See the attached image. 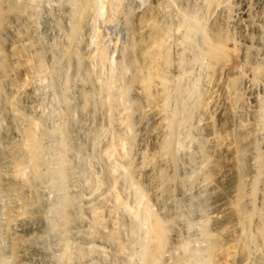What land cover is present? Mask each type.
I'll return each instance as SVG.
<instances>
[{
    "label": "bare ground",
    "instance_id": "obj_1",
    "mask_svg": "<svg viewBox=\"0 0 264 264\" xmlns=\"http://www.w3.org/2000/svg\"><path fill=\"white\" fill-rule=\"evenodd\" d=\"M51 1L53 2L50 3L48 0H0V121H4L6 123L5 132H4L5 147L3 149H0V169H2L3 171L2 172L3 174H0V178L4 179L3 182H0V197L2 196L7 201L6 204H4L2 211L0 209V211L2 212L0 213L1 214L0 216V264H93L94 258H90L91 256L86 257L89 255V252H88V255L86 253V256H85L84 254L80 252V248H82L83 246H87L89 244H94L95 242L100 243V241L97 238H91L89 236L90 228H89V220L87 219L92 218V217L94 218L99 212L98 209L99 208L101 209L102 206H100L101 205L100 204L98 205L100 206L98 208V206L96 207L95 205L94 206L91 205L95 198L92 199L90 197L92 194L90 195L91 191L90 192L88 191V187H87L88 183L86 184V186L85 184H83L84 176L81 177L79 172L76 171V169L69 162L70 158L68 159V156H69L68 151L73 147L71 146L72 137L70 138V131H71V120L70 119L71 117H73L74 119V116H76L75 112H78V111L93 112L95 113L96 118L106 116V115H103V112H102L103 110L101 111L100 109H97V106L100 104L99 106L101 108L103 105V104L101 105V101L103 100L105 101L104 102L105 104L106 103L108 104L109 98H106L107 96L106 95L105 99L101 97L102 100L101 98L99 100L100 94L98 95V97H97V94L99 90L101 89L104 90V88L105 89L109 88L110 80L107 81L106 80L107 78L103 80L102 78L104 77L102 78L99 77L101 75L99 74V76L97 77H91V76L85 77L86 78L85 79L86 82L84 81L85 84H80L78 82H75V80H77L75 78L77 77L80 71H83V68H84L83 66L86 67V65L82 66L81 56L79 57V52H80V49L84 50L89 45L88 39L92 32V28L87 20V18L89 17L88 12L91 9V7H94L97 4L100 5L107 1L108 3L110 2V4H106L108 5L106 8L109 9V5H111V1L110 0H51ZM178 1H179V4L183 6L185 5L186 7L190 2H193V0H178ZM178 1H176V3ZM217 1L218 0H199V4L197 2V4L199 5L198 8H201L204 11V13H206L208 9L209 10L212 9L211 8L212 6H214L215 4L218 5L219 2ZM250 1L249 0H235L232 6L233 9L231 7H228L229 9L231 8L230 12L228 13L229 15L226 18L224 17L225 19L219 18L220 20H216V21L211 20L212 21L211 24L206 23L208 24V27L206 26L207 28H204L203 26H199V27L194 26V25L189 26L184 21L183 22L177 21L173 23L170 22V19L166 18L165 15L166 14L177 15L179 12V10L177 12L174 11L173 9L174 7H172L174 3L172 4L171 1H170L171 3L170 5V3L167 2L166 0H153L154 5L150 7L151 12L147 11V13L149 12L151 16L150 17L148 16L149 17L148 19L144 18L145 20L141 19L142 17L141 18L139 17L138 15L139 12H133L134 9L136 8L132 9V12L135 14L136 19L141 21V23L140 22L137 23L138 26H140L141 24V26L144 27V33L142 32L143 37L139 40L137 46L140 49V51L143 49L147 51V54L149 56L148 61L149 60L151 61L152 68L155 70V72L157 71L159 66H161L162 64H166L168 63L169 60H171L169 59V52L167 50V47H168L166 45L167 41H169L171 37L173 38V35L175 34L176 36L173 38L172 40L173 42L171 43L175 44L177 49L180 50L179 48L180 45H182L183 42L189 40V37L191 36V33H192L191 31L193 29L192 27H195V29L199 30L200 33H202L203 43L200 49V55L202 57V62H204L205 60L204 67H206L207 73H208V74L206 73L208 77V81H206V83L209 84L208 86L210 88L207 89L206 92L208 93V95L205 94V97L210 96L212 92H215V91H217V94H218V91H220V93L226 95L225 97H228L227 96L228 94L231 95V93H235L234 91L235 87L233 86V84H235V81L237 79L239 80V78L241 79L244 78V82L242 81L243 84L241 88L243 89L242 92L246 95V102L243 101L241 104L244 106H247L248 109H246V111L248 110V112H247L245 119H243V121H239L241 122L240 130L238 132L235 131L236 133L229 132V131H232L231 126H233L232 116L229 115V113L227 114L221 111L220 108L216 107L217 105L214 103L216 106L214 107V109L212 108L211 110H213L212 113L218 117L217 121L214 122L215 120L212 119L213 117L209 115L205 118L206 120L203 123L204 124V134L203 135L205 139L209 142L208 149L206 148L207 149L206 151L205 150L197 151L193 159L187 162L186 165L184 166L182 165L179 168L183 170V169L188 168V166L199 164V166L203 167L202 165H205V163L209 164V169L206 171H203L202 175H200L202 176L201 181L203 180V184L201 185V182H200V185L204 189L207 188L209 191V194H211L210 196H212L213 198L211 210L209 211V213H210V216L213 218L212 222H213L214 230L217 232L219 231L218 233L220 232L224 233L228 231L227 229H229L228 228L229 224L233 220H236L238 217L245 216L248 213L249 214L256 213L257 210L252 205L251 198L248 197V194L249 192L255 190L256 180H258V177L261 176L264 172V159H263L261 152L259 151L260 149H258L256 146L257 140L259 141L261 138L262 140H264V104L260 102V90L258 91L256 89V86L258 84L260 85V77H261L263 81V92H264V6L261 7V3L258 0H256L253 3H251ZM99 5H98V8L100 6L105 7L104 6L105 4L100 5V6ZM114 5L112 3L111 10L112 8L115 7ZM216 6H214L215 9H212V11L216 10V8L218 7ZM100 8L99 10L104 9V8L103 9H100ZM93 10L95 12V7ZM199 10L200 9H198V11ZM112 11H109V12L113 13ZM185 11L184 13L187 12ZM198 11L197 13L196 11L194 13L199 14ZM128 13L131 14V12H128ZM194 13L192 14L194 15ZM213 13H209V15ZM241 13L246 14V16L236 17L237 14L240 15ZM158 14H164V18H161L158 20L157 19ZM190 14L191 12L188 14V16ZM202 14L203 12L200 15ZM106 15H104V17ZM193 15L189 16L191 20H193L192 19ZM200 15L198 16L200 17ZM205 15L208 17L207 14ZM213 15H210V16H213ZM204 16L203 18H206V16L205 17ZM195 17L196 15H194V18ZM212 18L214 19V17ZM106 19L108 20L107 16H106ZM182 19H184V17ZM209 19H208V22H209ZM107 20H104V21L106 22ZM109 20L111 21L112 19H109ZM201 22H200V25H201ZM181 27H182V30H181ZM141 29L143 30V28ZM95 31L98 32L96 29ZM81 35L85 36V40L83 39L84 37L82 36L83 37L82 39L84 40L82 42H80ZM95 36L99 37L100 39V36L97 33ZM96 37L94 39H96ZM93 38L91 39V41L94 40ZM92 47L94 48V46ZM99 47L98 48L96 47L97 48L96 55L98 57L99 63L102 64L105 61V55H104L105 53L103 52L105 47L103 48H99ZM94 52L92 51L90 53L91 56ZM180 52H182V50H180ZM171 54L172 53H170V55ZM185 54L187 56V53ZM175 56L176 55H174V57ZM109 59L111 60V58H107L108 61L106 62H110ZM92 60L93 58L91 59V62ZM111 64H112V61L110 65ZM91 65L89 66L93 67ZM93 65H97V64H93ZM98 69L99 70L101 69L100 73H102L101 71L105 72V70H102V68L100 67ZM103 69L105 68L103 67ZM248 71H249V74L247 75ZM111 72L112 74L111 73L110 74L113 75L114 72L113 71ZM260 74L262 75L260 76ZM153 75H156V73ZM145 76L147 77V75ZM205 77L204 79L203 78L202 79L205 80ZM157 79L159 81L160 78H157ZM70 81H73L74 83H71ZM69 82L71 83V86H70L71 92H68ZM161 82L163 83V81ZM164 86H167V85H164ZM195 89H198L197 86ZM148 90H147V93H148ZM181 90L183 91V89ZM103 92L105 93V91ZM193 93H196V92H193ZM196 94L198 95V93ZM118 96L119 95H117V98ZM71 98L74 100L75 103L72 104L71 101H69V100H72ZM230 98L231 97H229V99ZM205 100H208V99H205ZM231 102L234 103L233 100H231ZM205 103H203V105H205ZM58 104L59 106H61V111L58 112L59 115L56 111L58 108L57 107ZM234 105L236 104L234 103ZM242 105L240 107L241 109L244 108L242 107ZM104 107L106 106L104 105ZM104 107L102 108L104 109ZM192 108H194L193 105H192ZM239 111H236V112L241 114V112L245 110L242 109L241 112ZM86 115H82V116L85 117ZM204 115L206 116L207 114L205 113ZM55 116L56 117L59 116L58 117L59 119H56V120H59V123L53 126L51 125V122ZM84 117H81V118H84ZM94 118L91 119L92 122H94L93 121ZM103 119L105 120V118ZM180 120L182 122V119ZM73 121L76 122V120H73ZM88 124H91V123H88ZM98 127L96 123V126L94 127L92 134L90 133L91 136L89 137L86 136L84 139L92 142L95 139L96 135L99 134V133L97 134ZM176 127H177V122L175 120H172L169 123V136L168 138L166 136L167 139L165 138V142L163 143V150H164L163 152L167 155L169 162L171 161L173 165L176 162L175 156H174V147H173L174 145L173 138L176 133ZM179 127H178V130H179ZM222 133L223 134L226 133L224 134L225 136L227 135L226 137L223 136V138L226 139L225 141H221L219 139L221 136L218 138V136ZM84 134L85 133H83V136ZM90 134H87V135H90ZM55 135L57 137H56V140L55 139L54 140L57 142L56 143L57 146L55 149H51L50 147H48V144H49L48 142L50 139L53 140L52 138H54ZM263 142L264 141H262V145L264 144ZM93 143L95 142L93 141ZM51 144L49 145L53 146V144L52 145ZM83 144L84 143H82V145ZM108 145L103 146L104 148L107 147L105 151L106 154L110 153L113 149L112 146H108ZM121 145H122V142H121ZM160 145L162 147V144ZM176 145L178 146L180 144L175 143V146ZM75 146L76 145H74V147ZM85 147L86 146H84V148ZM199 148L201 149V147ZM90 151H91V148H90ZM74 152H77V151H74ZM99 153L101 154V150ZM208 156L213 157V160L211 162H209ZM71 157H73V155ZM109 159L112 160V158H109ZM109 159H106V160L108 161ZM78 160L80 159L78 158ZM81 161L83 162V160ZM109 162L110 161H108V165H109ZM182 162H184L183 158H182ZM182 162L181 164H183ZM87 163H90V162H87ZM87 163L84 162L85 165ZM112 163L110 162L111 166H112ZM154 165L155 164H153V166ZM96 167H97V164H96ZM113 168H114V165L112 166V169ZM151 168H154V167H151ZM91 171L92 170H90V172ZM116 171L114 170V172ZM157 172H158L157 177H156L157 179L154 177L155 181L151 179L152 172H149V171L146 172V178L150 181V185H151L150 188H155L159 191L158 196H155V195L154 196L156 197L155 199L156 205L158 204L162 208V207L169 205L170 203L169 201L171 197H170V194L168 191L169 188L167 187V185H166L167 189H165V187L161 188L164 181L167 179L166 177L167 174H165L164 171H162L161 169H158ZM174 172L175 171H173V173ZM76 173H78L77 177H76ZM84 173H81V174H84ZM116 173L115 175H117ZM103 174H104V171H103ZM245 174L249 175V179H252L251 186L249 187L250 190L249 189L246 190L245 189L246 187L244 188V185L242 184L241 179ZM107 175L109 174L107 173ZM124 175H126V177H129V175H127L126 173ZM107 177L105 178L102 177V178L106 181L107 179L109 180V177H112V176L109 175ZM74 178L76 182L80 181L81 183V187H79L78 190L73 188L75 185L70 182V181L73 182ZM127 179L129 180V178ZM112 180L110 179L108 182L106 181L107 182L106 188L103 191L100 189L102 191L101 193L97 190L99 194L96 196L97 197L96 199H98V197L101 199L103 194L104 193L106 194V191H109L113 188L114 183ZM128 182H130V180ZM128 182L126 183L128 184ZM198 183H196V185H198ZM69 184L71 185V189L73 191L72 194L68 192ZM133 188H131V191L133 190ZM141 191L138 192V195L139 197L143 198ZM245 191H247L246 194H245ZM95 192H96V189H95ZM184 192L186 193V191ZM184 196L186 195H183V197ZM202 199L203 198H201V200ZM186 201L188 200L186 199ZM263 201H264V198H262V195H261L259 203L262 205L264 204ZM148 203H150V201H148ZM148 203H146L144 207H143V204H141L142 205L141 211L143 210V217H141V220L144 221L146 226L142 225L143 227H145V230L142 229L143 227L141 226L142 227L141 229L145 231L144 232L145 237L143 239V235H142V238H140L143 240L142 246H140L141 248L138 249V250L141 249V256L139 255L140 253L139 254L137 253V254L140 257H142L141 261H143L144 264H155L157 261L163 260L166 256V253L171 250L168 244L170 242H168V237H167V233H168L167 222L169 220L158 217L153 212L151 205H150L151 203L150 204ZM138 204H140V202ZM189 206L191 207V205ZM140 207L138 206L134 210V211L138 210L137 214L140 213L139 212ZM204 207H207V206H204ZM82 208L84 212V215L82 214L83 217L81 216ZM161 208L160 210L162 211ZM162 212H164V210ZM169 212H172V211H169ZM128 214H131V213H128ZM134 214H136V212ZM134 214L132 213L133 215L132 217L136 216ZM191 215L193 214L191 213ZM142 218H144V220ZM171 219L176 222L180 220L175 217ZM196 219H197V216H196ZM187 222L188 221L186 220V223ZM241 224L244 225V223H241ZM233 227H234V224H233ZM256 227L257 226H255V228ZM258 228H260L259 234L262 235L264 233V226H260ZM137 230L139 231V227L137 228ZM255 231H258V230H255ZM139 232H142V231H139ZM214 233L215 232H213V234ZM104 237H107V236H103V238ZM262 239L263 238H261L260 241ZM104 241H106V239ZM219 242H222V240ZM104 243L108 244V242H104ZM250 243L251 242H249V244ZM112 244H113V241H112ZM217 244L218 243L215 242L213 244L208 245L205 249H203L204 250L203 253L196 255L194 258H191V260L187 258L182 259L183 261L181 262V264H203L204 261H207L208 259L210 260L211 257L214 255V253H217L216 251L219 250L218 249L219 247ZM222 244L224 246V243ZM111 246H108V247H111ZM224 248H226V246H224ZM241 249H243V247H241ZM220 250H224V249H222L220 246ZM100 251H102V249H100ZM181 251H185V250H181ZM195 251L196 250H194V252ZM86 252H87V249H86ZM103 252H104V249L102 253H99V254L104 255ZM220 254L222 255V253ZM138 255H136V258L137 257L139 258ZM242 255H245V254L242 253ZM213 258H216V257L214 256ZM104 262L106 263V261ZM249 262H252V261L250 260ZM242 263L244 262H240V264ZM140 264H142V262ZM261 264H262V261H261Z\"/></svg>",
    "mask_w": 264,
    "mask_h": 264
},
{
    "label": "rangeland",
    "instance_id": "obj_2",
    "mask_svg": "<svg viewBox=\"0 0 264 264\" xmlns=\"http://www.w3.org/2000/svg\"><path fill=\"white\" fill-rule=\"evenodd\" d=\"M48 1L50 3L53 2L51 0H48ZM110 1H111V5H109L110 10L108 8H106L108 6L106 4H110V2L108 3V1H107L105 3L100 4V5L105 4L104 5L105 7H102L99 4H97L96 6H94L95 12L93 10L94 7H91V9L88 12L89 17L88 16L87 17L89 19L87 18V20H88V22L92 28V32H91L90 37L88 39L89 45L84 50L80 49V52H79V57L81 56L82 66L86 65V67L83 66L84 67L83 71H80L79 74L77 75V77L75 78V79H77V80H75V82H78L80 84H85V82H86L85 77H89V76L97 77V76H99V74L102 75V76L100 75L99 77H101V78L104 77V78H102L103 80L105 78H107L106 79L107 81L110 80L109 81L110 82L109 88L108 89L104 88V90L101 89L102 91L99 90V92L97 94V97L100 94L99 100L101 97H103V99H105L106 95H107L106 98H109L108 104L107 103L105 104L104 100L101 101V105L103 104L102 107H104V105L107 107V108L104 107L105 110L102 107L100 108V106H99L100 104L97 106V109H100L101 111L103 110L102 111L103 115H106V116L96 118V115L93 112H89V111L88 112H86V111L80 112V111H78V112H75V115L77 117L72 115V116H74V119H73V117H71V119H70L71 120L70 138L72 137L71 138V140H72L71 146H73L71 149H73V150L70 149L71 152H70V150L68 151V155H69L68 159L70 158L69 162L76 169V171L79 172L81 177L84 176L83 177L84 178L83 184H85V186H86V184L88 183L87 184L88 191L89 192L91 191L90 195L92 194L90 197L92 199L95 198L91 205L92 206L95 205L97 207L98 205L101 204L100 205V206H102L101 209H103V210H101L99 208L100 206H98V208H99L98 214L94 218L92 217V218L87 219V220H89V228H90L89 229V236L91 238H97L100 241V243L95 242L94 244H89L87 246H83L82 247L83 249L80 248V252L82 254H84L85 256H86V253L88 255V252H89V255L86 257L91 256L90 258H94L93 264H98V263L99 264H101V263L102 264H108V263L109 264H140L141 262H142V264H144L143 261H141L142 257H140L141 256V249L138 250L139 248H141L140 246H142V243H143L142 242L143 240L140 238H142V235H143V239L145 237L144 236L145 227H143L142 225L146 226L144 221L141 220V217H143V210L141 211V208H142L141 204H143V207H144V205L146 203H148V201H150L151 204L150 203H148V204L151 205L153 212L158 217L169 220L167 222L168 233H169V234L167 233V237H168V242L171 243V244L168 243L171 250L166 253L167 257L165 256V258L163 260H159L155 264H176V263L181 264V262L183 261L182 259L187 258V259L191 260V258H194L196 255L203 253L204 252L203 249H205L208 245L213 244L215 242L218 243L217 245L219 247L218 248L219 250L216 251L217 253H214V255L211 257L210 260L208 259L209 261L208 260L204 261L203 264L204 263L205 264H207V263L208 264H236V263L240 264V262H244L242 264H249V263L250 264H257V262H258V264H261V261H262V264H264V233L262 235L259 234L260 228H258L260 226H264L263 225L264 224L263 223L264 222V204L261 205L259 203L260 196L262 195V198H264V172L261 176L258 177V180H256L255 190L249 192V194H248V197L251 198L252 205L257 210L256 213L255 214H253V213L249 214L248 213L245 216L238 217L236 220H233L229 224V227H228L229 229H227L228 231H226L228 233H226V232L218 233L219 231L217 232L214 230V226H213V222H212L213 218L210 216V213H209V211L211 210L213 198H212V196H210L211 194H209L208 189L207 188L204 189L201 186L203 184V180L201 181L202 176H200V175H202L203 171H206L209 169V164L205 163V165H202L203 167L199 166V164H198V165H193L195 168L193 166H188V168H190V169H188V168L183 169V170L179 169L182 165L183 166L186 165L187 162H189L191 159H193L194 155L197 151H202V150L206 151L208 149L209 142L205 139V137L203 135L204 134V124L203 123L206 120L205 118L209 115H211L213 117L212 119L215 120L214 122L217 121L218 117L216 115H214L212 113L213 110H211L212 108L214 109V107L216 105H217L216 107H219L221 111H223L224 113H227V114L229 113V115L232 116L233 126H231L232 131H229V132L236 133L240 130V128H241L240 123L241 122H239V121H243V119H245L247 112H248V110L246 111V109H248L247 106H244L241 104L243 101L246 102V95L242 92L243 89L241 88L242 84L244 82V78H242V79L239 78V80L237 79L235 81V84H233V86L235 87L234 88L235 93H231V95L228 94L227 95L228 97H225L226 95L220 93V91H218V94H217V91L212 92V94L210 93L211 97L210 96L205 97V94L208 95V93L206 91L210 87L208 86L209 84L206 83V81H208V77H207L208 73H207L206 67H204L205 66V60L203 59L204 62H202V57L200 55V49H201V46L203 43L202 42V33H200L199 30L195 29V27H192L193 29L191 31L192 33H191V36L189 37V40L183 42V44L180 45L179 48H180V50H182V52H180V50L177 49L175 44L171 43V42H173L172 41L173 38L176 36L175 34L173 35V38L172 37L170 38L171 41L170 40L167 41L166 45L168 47L167 46L166 47H167V50L169 52V59H171V60H169L168 63H166V64H162L163 66L162 65L159 66L157 71L155 72V70L152 68L151 61L150 60L148 61L149 56L147 54V51L145 49H143V50H141L142 51L141 52L137 46L139 40L143 37L144 27L141 26V24H140V26H138L137 23H139V22L141 23V21L137 20L135 17V14L133 13V12H139L140 14L138 13V15L140 18L142 17L141 19H144V18L148 19L151 16V14H149V12H151L150 7H152V5H154L153 0H115V1L110 0ZM166 1L169 3L171 1L172 4L174 3V5H172V7H174L173 8L174 11L177 12L179 10V12H178L179 15L178 14L177 15H174V14H172V15L166 14L165 15L166 18L170 19V22L173 23V22H177V21H180V22L184 21L189 26H193V25L198 26V27L203 26L204 28L208 27V24H206V23L211 24L212 21L220 20L221 18L225 19L229 15L228 13L230 12V9L231 8L233 9L232 6L235 2V0H223V1L218 0L217 1V2H219L218 5L217 4L214 5V6H216V5L218 6V7L216 6L217 7L216 10H214L215 12L212 11V9H215V7L212 6L211 7L212 9L210 8L211 10L208 9V11L206 13H204V11L201 8H198L199 7V5H198L199 0H193V2H190L189 4H191V5L193 4L194 6L193 5L191 6L188 4L187 7L185 5L183 6V5L179 4L178 0H174V1L166 0ZM176 1H178V2L176 3ZM255 1L256 0H251L250 2L253 3ZM258 1L261 3V7L264 6V0H258ZM262 1H263V3H262ZM197 2H198V4H197ZM112 3H113V5L115 4L114 5L115 7L113 6L114 8H112L113 11L111 10ZM171 3H170V5H171ZM98 5L100 7H102V8L99 7L100 9L104 8L103 9L104 11L99 10ZM130 6H132V7H130ZM195 6H196V8H195ZM228 7H231V8L229 9ZM133 8H136V9H134V11L132 12ZM176 8H177V10H176ZM193 8H194V10H193ZM198 9H200V10L198 11ZM92 10L94 13L92 12ZM183 10L184 11L186 10L187 12L186 11L185 12L188 14L191 12V14L189 16L193 15L192 13H194L195 11H196V13L198 11L199 14L194 13V15H196L195 18L197 20L194 18V15H193V18L191 17L193 20H191L190 17L188 16V14L184 13ZM109 11H112L113 13H111ZM147 11H149V12L147 13ZM128 12H131V14ZM200 12L201 13L203 12V14H202L203 16L205 14H207L208 17L205 15L206 18H203V16L200 15L201 14ZM216 12H217V14H216ZM220 12H222L223 14ZM91 13H93V14H91ZM209 13H213L215 16L213 14H210V15H213V16H210ZM119 14H121V15H119ZM94 15H95V17H94ZM104 15L107 16L108 20L109 19H112V20L108 21L106 19V16L104 17ZM112 15H113V17H112ZM198 15H200V17ZM90 16H91V18H90ZM173 16H175V17H173ZM182 16L184 17V19H182L183 18ZM237 16L245 17L246 14L241 13L240 15L237 14L236 17ZM198 17H199V19H198ZM212 17H214V19ZM161 18H164V14H158L157 15L158 20ZM200 18H201V20H200ZM208 19H209V22H208ZM104 20H107L106 22H108V23H106ZM201 21H203V22H201ZM200 22H201V25H200ZM204 22H205V24H204ZM141 28H143V30ZM95 29L98 32H96ZM181 30H182V27H181ZM94 33H95V35L97 33L100 36L101 40L99 39V37H96L94 35ZM94 36L96 37V39H94L95 38ZM82 38L85 40V36L84 35L80 36V39H81L80 42L84 41ZM92 38L94 40L91 41ZM93 41H94V43H93ZM91 45L94 46V48ZM171 45H173V46H171ZM96 47L97 48L98 47L99 48L105 47L104 51H103L105 53L104 54L105 55V61L102 64L99 63L98 57L96 55V50H97ZM93 49L95 50V52ZM92 51L94 52L93 53L94 55L92 54V56H91L90 53ZM173 52H175V53L179 52L180 54L177 53L179 55L178 56L177 54H175ZM170 53H172V54L170 55ZM185 53H187V56ZM174 55H176V56L174 57ZM183 56H185V57H183ZM106 57L111 58V60L109 59L110 62H106V61H108ZM92 58H93V60L91 62ZM174 58H175V60H174ZM83 59H85L87 62ZM187 59H189V60H187ZM111 61H112V64H111L112 66L110 65ZM181 61H182V63H181ZM199 63H201V64H199ZM93 64H97L98 66L93 65ZM89 65H91L93 67H90ZM99 65H101L102 67ZM104 65H106V66H104ZM179 65H180V67H179ZM196 65H198V66H196ZM99 67L102 68V70H105V72L101 71L102 73H100L101 69L99 70L98 69ZM103 67L105 69H103ZM203 68H205V69H203ZM148 69H149V71H148ZM85 70H87V71H85ZM111 71L114 72L113 75H111L112 74ZM154 72L156 73V75H153V74H155ZM199 72H201V73H199ZM248 74H249V71L247 72V75ZM145 75H147V77ZM149 75H150V77H149ZM162 75H164V76H162ZM261 75L262 74H260V76ZM155 76L157 78H160L159 81ZM109 77H111V78H109ZM204 77H205V80H203ZM144 78H146L147 80ZM153 78H155V79H153ZM248 78H249V76H248ZM161 81H163V83ZM204 81H205V83H204ZM70 82L74 83L73 81H70ZM70 82L68 84V90H69L68 92H71V88H70L71 83ZM153 82H154V84H153ZM160 84H161V86H160ZM205 84H206V86H205ZM164 85H167V86H164ZM196 86L198 89H195ZM257 86H256V89L258 91L260 90V102H262L264 104L263 81H262L261 77H260V85L258 84ZM112 87H113V89H112ZM166 88H167V90H166ZM175 89H177V90H175ZM181 89H183V91ZM147 90H148V93H147ZM180 90H181V92H180ZM103 91H105V93ZM193 92L198 93V95L196 93H193ZM200 92H202V93H200ZM110 93H112V94H110ZM76 94H77V92H76ZM108 94H110V95H108ZM115 94L119 95L118 98H117V95H115ZM203 94H204V96H203ZM214 94L218 97H216ZM240 94H241V96H240ZM111 95H113V96H111ZM199 95H201V96H199ZM196 96H198V97H196ZM219 96H221V97H219ZM111 97H113V98H111ZM229 97H231V98L229 99ZM179 98L181 101L179 100ZM205 99H208V100H205ZM101 100H102V98H101ZM219 100H221V101H219ZM231 100H233L236 105H234V103H232ZM69 101H71L72 104L75 103L73 99L69 100ZM184 103L186 104V106ZM203 103H205V105H203ZM192 105L194 108H192ZM241 105L244 108L246 107L245 109L242 108L245 111H242V109L240 108ZM220 106H222V107H220ZM57 107L58 108L56 111L58 113L61 111V106H59V104H58ZM224 110L227 112H225ZM239 110H241L243 113ZM236 111L241 112L242 115ZM245 112H246V114H245ZM205 113L207 114L206 116L204 115ZM86 114L87 115L89 114L88 116H90V117H88ZM58 115H59V113H58ZM82 115H86V116L84 117ZM239 115H241V116H239ZM180 116H182V117H180ZM58 117L55 116L53 118L54 120L52 119L51 125L55 126L59 123V120H56V119H59ZM75 117H76V119H75ZM81 117H84V118H81ZM92 118H94L93 121L95 123L92 122V120H91ZM103 118H105L106 122ZM85 119H87L89 121H87ZM180 119H182V122ZM73 120H76V122H74ZM97 120H98V122H97ZM172 120H175L177 122L176 133H175L174 138H173L174 156H175V161H176L174 165L171 163V161L169 162L167 155L163 152L164 151L163 150V143L165 142L166 136H167V138L169 136V123ZM88 123H91L93 125L88 124ZM96 123H97V127L99 126L100 128H102V127L103 128L100 129L98 127L97 134L98 133L99 134L96 135V137H95L96 141L94 139L93 141L95 143H93V141L90 142L84 138L86 136L87 137L91 136L93 129L96 126ZM179 123H180V125H179ZM78 124H80V125H78ZM1 126L2 127L4 126V127L2 128ZM86 126H87V128H86ZM238 126H240V127H238ZM5 127H6V123L4 121H0V137H1L0 140L2 141V142L0 141V149H3L5 147V144H4ZM79 127H81L82 129ZM178 127H179V130H178ZM84 130H86V131H84ZM103 130H104V132H103ZM83 133H85L84 136H83ZM80 134H82V135H80ZM87 134H90V135H87ZM224 134H226V133H224ZM224 134L222 133L218 136V138L221 136L219 138L221 141L226 140L225 138H223V136L226 137L227 135L225 136ZM56 135L54 138H52L53 140L50 139L48 142L49 144H51V143L53 144V146H50L48 144V147H50L51 149H55L57 146L56 145L57 142L55 140H56V137L58 135L57 136ZM180 137H182V138H180ZM177 140H178V142H177ZM206 141H207V143H206ZM262 141H264V140H262V138L259 141L257 140L256 146L258 149H260L259 151L261 152L263 159H264V152H263L264 151V144L262 145ZM121 142H122V145H121ZM82 143H84L85 145L84 144L82 145ZM108 143H109V145H108ZM175 143H178L180 145L175 146ZM160 144H162V147ZM74 145H76V146L74 147ZM106 145L112 146V148H113L111 151L112 153L111 152L107 153V154L105 153L107 147L104 148L103 146H106ZM84 146H86V147L88 146V147L84 148ZM198 146L201 147V149ZM95 147H96V149H95ZM175 147L178 149H176ZM80 148H82V149H80ZM90 148H91V151H90ZM100 150H101V154L99 153ZM74 151H77V152H74ZM97 151H99V152H97ZM81 153H83V154H81ZM72 155H73V157H71ZM88 155H90V156H88ZM94 155H95V157H94ZM159 155H161V156H159ZM96 156H98V157H96ZM90 157H92L93 159L94 158H96V159H94V161H93V159ZM187 157L190 159H188ZM78 158L80 160H78ZM109 158H112V160ZM159 158H161V159H159ZM182 158H183L184 162H182ZM208 158H209V162H211L213 160V157H211V156H208ZM106 159H109L108 161H110L111 163L113 161V163H114V164L112 163V166L114 165L113 169H112L110 162L108 165V161ZM81 160H83V162ZM73 161H75V162H73ZM95 161H97V162H95ZM100 161H101V163H100ZM84 162L85 163L90 162V163H87L85 165ZM181 162L183 164H181ZM79 163H80V165H79ZM91 163H93V164H91ZM96 164H97V167H96ZM153 164H155L156 166L155 165L153 166ZM78 165L80 166V168ZM90 166H92V167H90ZM196 166H198V167H196ZM76 167H78V168H76ZM151 167H154L156 169L151 168ZM116 169H117V171H116ZM158 169H161L162 171H164L165 174H167L166 175L167 179L164 181L161 188L165 187V189H167V187H168L169 188L168 191H169V194L171 197V199L169 201L170 202L169 205L162 207V208L158 204L156 205V200H155L156 199L155 196H158L159 191L155 188H150L151 187L150 181L146 178V172L149 171V172H152L151 179H153V181H155V178L157 177V174H158V172H157ZM90 170H92V171L90 172ZM105 170H106V172H105ZM114 170L117 173L114 172ZM200 170H202V171H200ZM103 171H104V174H103ZM118 171H120V172H118ZM123 171L127 175H129V177H126V175H124L125 173ZM173 171H175V172L173 173ZM183 171L185 173L186 172L187 173L185 174ZM2 172H3L2 169H0V174H3ZM166 172H168V173H166ZM81 173H84V174H81ZM107 173L110 176H112V177H109V180L113 179L112 180L114 183L113 188H112L113 190L111 189L109 191H106V194L104 193L103 196L101 197V199L99 197H98V199H96L97 198L96 196L99 194L98 191L101 193L106 188V184L109 181L107 179L106 180L107 182H106L103 179V178L109 176V175H107ZM115 173L117 175H115ZM77 174L78 173H76V177L78 176ZM154 174H156V175H154ZM168 174H170V175H168ZM198 174H199V176H198ZM85 177H86V179H85ZM92 177H93V179H92ZM243 177L241 179L242 184L244 185V188L246 187L245 189L248 190L249 187L251 186V180L252 179H249V175H246V174ZM127 178H129L130 182H128L129 180ZM101 180H102V182H101ZM3 181H4V179L0 178V182H3ZM175 181H177V182H175ZM70 182L75 185L73 188H75L76 190H78V188L81 187L80 181L76 182L75 178H74L73 182L72 181H70ZM90 182H91V184H90ZM126 182H128V184ZM200 182H201V185H200ZM165 183H167V184H165ZM196 183H198V185H196ZM166 185H167V187H166ZM133 186H134V188H133ZM136 186H138V187H136ZM181 186H183V187H181ZM100 187H102V188H100ZM90 188L91 189L93 188V189L91 190ZM131 188H133L132 191H131ZM95 189H96V192H95ZM140 191L143 195L142 196L143 198L139 197V195H138V192H140ZM184 191H186V193ZM188 191H190V192H188ZM68 192L71 194L73 193L70 184L68 186ZM246 193H247V191H245V194ZM181 195H182V197H181ZM183 195H186V196L183 197ZM198 195H200V196H198ZM1 197H0V203H1L0 209L2 211V208H3L4 204H6L7 201L5 200V198H3V197L1 198ZM201 198H203L204 200L203 199L201 200ZM186 199L188 201H186ZM146 200H148V201H146ZM176 201H177V203H176ZM139 202H140V204H138ZM188 203H189V205H191V207L188 205ZM263 203H264V201H263ZM127 205H128V207H127ZM258 205H260V206H258ZM122 206H124V207H122ZM138 206L139 207L141 206V207L139 208L140 213L137 214L138 210L137 211H134V210ZM204 206H207V207H204ZM126 207H127L128 211H127ZM159 207L162 209V211L164 210V212H162ZM194 207H196V208H194ZM122 208H124V209H122ZM130 209H131V211H130ZM192 209H194L195 211ZM196 209L199 211V213ZM1 211H0V213H2ZM126 211H127V213H126ZM169 211H172V212H169ZM82 212H83V208L81 211V216L83 217L84 212L83 213ZM135 212H136V214H134ZM141 212H142V214H141ZM178 212H179V214H178ZM128 213H131V214H128ZM132 213L134 215H136L137 218H136V216L132 217L133 216ZM191 213L193 215H191ZM196 213H198V214H196ZM172 214H174V215H172ZM0 216H1V214H0ZM196 216H197V219H196ZM170 217L171 218L175 217V218H178L180 220H178L176 222V221L172 220ZM180 217L183 219H181ZM138 218H139V220H138ZM142 219L144 220V218H142ZM186 220L188 221L187 223H186ZM138 221H139L140 225H139ZM234 221L235 222L238 221V222L235 223ZM259 221H261V222H259ZM241 223H244V225ZM233 224H234V227H233ZM255 226H257V227L255 228ZM138 227H139V231H142V232H139L137 230ZM141 228L144 230H142ZM254 229L258 230V231H255ZM240 231H242V232H240ZM213 232H215V233L213 234ZM231 232H233V233H231ZM248 233H249V235H248ZM140 234H141V236H140ZM225 234H227V235H225ZM93 236H95V237H93ZM103 236H107V237H104L106 239V241H104L105 239L103 238ZM113 237H115V238H113ZM213 238H215V239H213ZM261 238H263V239L260 241ZM221 240H222V242H219ZM112 241H113V244H112ZM248 241L251 243L249 244ZM104 242H108V244L104 243ZM222 243H224V246H226V248H224ZM182 244H184V245H182ZM219 245L221 246L222 249H224V250L226 249V250L225 251L220 250ZM108 246H111V247H108ZM184 247H186V248H184ZM241 247H243V249H241ZM260 248H262V249H260ZM86 249H87V252H86ZM100 249H102V251L104 249V252H103L104 255L99 254V253H102V251H100ZM181 250H185L187 253L185 251H181ZM194 250H196V251L194 252ZM244 251H246V252H244ZM137 253L138 254L140 253L139 254L140 256ZM220 253H222L223 256ZM224 253H225V255H224ZM242 253L245 255H242ZM136 255H138L139 258L138 257L136 258ZM214 256L216 258H213ZM254 258H256V259H254ZM250 260L252 262H249ZM104 261H106V263Z\"/></svg>",
    "mask_w": 264,
    "mask_h": 264
}]
</instances>
